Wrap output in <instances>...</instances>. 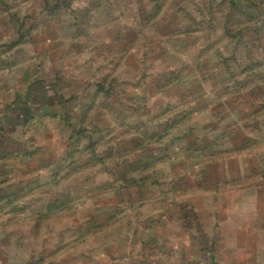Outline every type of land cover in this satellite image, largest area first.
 Masks as SVG:
<instances>
[{
  "label": "rangeland",
  "instance_id": "rangeland-1",
  "mask_svg": "<svg viewBox=\"0 0 264 264\" xmlns=\"http://www.w3.org/2000/svg\"><path fill=\"white\" fill-rule=\"evenodd\" d=\"M0 107V264L223 260L213 216L240 245L263 210L264 0H0Z\"/></svg>",
  "mask_w": 264,
  "mask_h": 264
},
{
  "label": "crops",
  "instance_id": "crops-1",
  "mask_svg": "<svg viewBox=\"0 0 264 264\" xmlns=\"http://www.w3.org/2000/svg\"><path fill=\"white\" fill-rule=\"evenodd\" d=\"M12 116L10 114V111L7 110V108L0 107V140L2 142L3 140L9 139V137L13 135L12 132L19 131L18 124L20 123V121L18 120L19 119L18 115L15 113ZM11 117L15 122V126H17V128H13L12 131L10 127ZM0 159L3 160V156H0ZM258 188L260 189L259 185ZM237 189L238 188H235V190ZM251 190H253L255 194L256 193L258 194V190L255 188H251V187L240 188V192L246 191L247 193H249L248 191ZM242 194H238V195L242 196ZM258 196L260 197V195H257V197ZM214 198L215 197L213 196V202H215ZM259 201L260 199L258 198L257 202ZM235 202H241V205H244V202H256V201L251 198L248 199L239 198L236 199ZM260 203L262 204V205L260 204V206H263V210L260 209L258 211L259 214L255 216L247 215V216L234 218L242 222L243 224L242 230L243 229L247 230L245 231L243 236H241V239H243V241L240 243V245L238 244L236 245V243L233 242V240L235 238L237 239V237L235 236L229 237L226 235L224 231H219V227L216 225V221H215L216 218L215 216H213V255L225 257L223 260L220 259L221 258L220 257L219 258L220 260H217L216 262L213 260V264H264V202H260ZM254 222L257 223V226L248 227V225L247 226L245 225ZM222 236H225L227 242L224 243L218 242L217 239L222 238ZM255 238L259 239L260 244L259 242L257 243L255 241ZM174 252H177L178 256L181 253L182 263H184L186 260L185 257L187 256V248L185 246L182 247L177 246L174 249ZM166 264H170V263H166Z\"/></svg>",
  "mask_w": 264,
  "mask_h": 264
}]
</instances>
